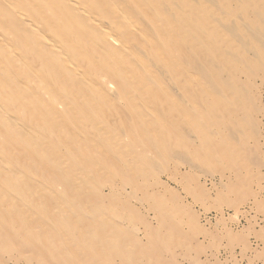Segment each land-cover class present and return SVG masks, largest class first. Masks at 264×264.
<instances>
[{"label":"rangeland","instance_id":"1","mask_svg":"<svg viewBox=\"0 0 264 264\" xmlns=\"http://www.w3.org/2000/svg\"><path fill=\"white\" fill-rule=\"evenodd\" d=\"M152 1L153 16L165 10L182 22L190 74L179 78L170 63L151 58L160 76L140 85L158 93L133 91V108L121 94L102 102L87 92L91 102L68 113L59 99L42 97L88 129L62 146L49 120L38 121L40 128L33 117L23 122L37 126L35 159L50 171L37 174L34 156L7 160L21 175L0 179V264H264V0ZM195 50L203 55L196 62ZM208 68L214 76L202 73ZM170 100L180 108L167 106ZM48 148L58 163L48 164Z\"/></svg>","mask_w":264,"mask_h":264},{"label":"bare ground","instance_id":"2","mask_svg":"<svg viewBox=\"0 0 264 264\" xmlns=\"http://www.w3.org/2000/svg\"><path fill=\"white\" fill-rule=\"evenodd\" d=\"M122 2H125L123 7H118L116 0H0V179L2 178V182L7 181L10 177H14V181L20 178L21 172H16L15 169L11 167L12 164H9L7 161L16 160V156L18 155L26 159H32L34 156V166L37 174L49 170L45 164L39 163L38 160L35 159V157H39V155H37L39 150L37 146H39V144L42 145V137L40 138V135L35 131L37 126L40 128L37 124L38 121H44L45 119H47V121L49 120L50 133L58 136V140L62 146H71L72 143L75 142L74 140L77 137L75 132L78 130L86 136V130L88 128L85 127L86 130H82L75 123L76 117L64 116L65 114H63L65 117L63 118L61 116L62 114L60 115V113L54 111V107L47 104L42 97H48V100L52 99L53 102L59 99L63 110L68 113L71 111L72 106H76L78 102H91V98H87V92L93 96L95 95L96 98L102 102L110 101L112 95L121 94L125 102L129 104L128 108H133V102H135L133 98H131V93H133V91L144 92L145 94L150 93L149 95L152 96L158 93L152 90L148 84L147 87L140 85L143 77L150 81L151 79H149V76H160V69L156 67L151 58L159 63H170L175 76H179V78H182V76L185 78L187 74H190V72H186L184 66L185 63L188 62V54L184 47L187 41L185 39L182 22L178 24L172 21L173 19H169L170 15L166 14L164 9L162 12L157 9L158 12L156 13L157 15L159 14V17L153 16L151 7L155 5L152 0H122ZM164 2V0H156V3L159 4L160 7H165L166 4ZM231 28L235 29L233 27ZM235 31L236 30H234V32ZM20 50L28 53L26 57L21 55ZM193 52L194 58L192 59L193 61L195 60V62L200 60L203 56L200 51L198 52L195 50ZM199 71L198 73L201 72ZM202 73L214 76L210 69L209 72L204 70ZM192 76L195 75L193 74ZM192 78L195 79L196 76ZM197 79L198 78L195 79V82ZM150 84H152V81ZM161 91L167 94L166 89H161ZM129 94L131 97L128 96ZM134 96L137 97V95ZM139 101L141 103L143 102L140 99ZM83 102H81V105ZM140 102L137 103L140 104ZM92 103L95 104L93 101ZM157 103L158 102H156V104ZM166 105L170 107L173 105L177 109L180 108L178 102H172L171 100L166 102ZM150 106L156 107V105L153 106V104H150ZM93 108H95V106ZM98 110L99 109H97V111ZM129 110L132 111V109ZM155 111L158 112L157 109ZM61 113L63 112L61 111ZM151 113L153 114V112ZM98 114H100V112ZM45 115L47 117H45ZM89 115L88 117H90ZM30 117H33V124L37 126L33 129L32 127L26 129L23 122ZM67 119L70 121L69 125L67 124ZM104 119L103 121L107 124L108 121L105 116ZM127 119L134 118H128L124 115L123 120L126 121ZM172 120L174 121L175 119L172 118L169 121ZM173 123L174 122H172V124ZM133 126L136 127V124ZM42 127L45 128L44 126ZM17 129L24 130L20 136L18 135L19 137H15L14 135ZM153 133L154 132L151 134L155 137ZM48 135L51 138L49 133ZM61 137H63V139ZM28 141L32 143L31 146H28L29 148L26 149L25 142ZM100 144H102V142ZM48 149L47 153L45 152L48 164H50L49 160L54 161L56 159L57 162L59 156H57L56 149ZM62 166L64 167V164L61 165V167ZM110 168L112 170V166ZM31 173L33 174V172ZM87 176H89V174ZM78 179L80 180L81 178ZM67 180L69 184H71V177H68ZM73 181L74 180H72V182ZM181 185H183V183H181ZM15 187L16 186H14V188ZM28 187L29 186H27V188ZM9 188L8 190H10ZM57 189L60 190L59 188ZM77 190L81 189L77 188ZM18 192L19 189L17 193ZM35 192L33 191V193ZM20 193L22 192L20 191ZM64 195L65 193H63V196ZM3 196L0 194V199L1 197L5 199ZM22 197L20 198L22 199ZM24 198L22 201H24ZM40 198L42 199L43 197L40 196ZM25 199L28 200L27 198ZM73 201L74 199L71 202ZM8 207L10 208V205L7 206V208ZM62 207L64 206H61V208ZM13 208L10 209L12 210ZM55 209L51 212L53 213ZM112 210L113 209H111V211ZM68 214L69 213H67V216L69 217ZM53 222L55 221L53 220Z\"/></svg>","mask_w":264,"mask_h":264}]
</instances>
